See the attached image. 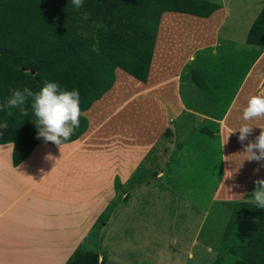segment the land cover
<instances>
[{"label":"crops","instance_id":"obj_1","mask_svg":"<svg viewBox=\"0 0 264 264\" xmlns=\"http://www.w3.org/2000/svg\"><path fill=\"white\" fill-rule=\"evenodd\" d=\"M208 1L218 7L207 17L161 11L146 80L141 82L114 68L110 87L81 111L86 127L77 138L60 146L37 142L15 166L10 159L12 143L0 144V264H64L108 205L112 209L96 232L97 239L109 238L100 234L116 216L125 218V222L129 219L141 224L158 222L148 221L146 215L152 212L141 201V192L145 189L143 196L147 195L146 184L151 181L146 176L164 183L162 191L155 185L150 187L156 192V199L157 192L170 191L168 202L159 207L162 206L169 220L174 217V223L184 224L183 228L177 227L179 232L174 239H187L191 244L198 236L207 207L211 206L210 200L225 204L245 199L255 189L254 181L264 179V161L244 160L243 152L253 139V128L243 143L238 140V130L228 137L230 131L242 125L243 119L238 116L242 117L247 104L244 97L256 93L264 77V49L246 71L220 119L219 113L212 116L198 112L205 110L195 105L199 103L195 101L199 91L184 80V74L180 78L184 65L190 63L196 50L206 49L211 58L219 61L236 46L251 49L244 43L245 33L264 0ZM234 8L247 10L243 44L238 45L229 32L222 31ZM227 47L229 50L224 51ZM200 98L201 102L205 100L203 95ZM210 106L221 109L215 104ZM231 114L238 117L235 125L230 122ZM201 118L218 124L215 137L218 148L215 143L212 149L216 153L215 163L211 154H205L212 152L209 142L191 143ZM166 129L168 138L160 143V135ZM212 169L215 184L211 197L204 201L198 193L200 197L195 201L205 202L206 207L198 212L201 216L191 218L188 212L179 209L187 206L182 203L186 195L175 191L184 188V177L188 182L192 177L193 185L194 177L204 172L210 174ZM199 179L203 182L197 178L198 183ZM163 207L174 211L169 213ZM190 219L198 225L187 233ZM216 252L220 253V249ZM123 256L111 253L106 256V263L137 264ZM156 256L157 262L153 264H177L179 258L174 259V253L168 251ZM191 256L190 248L186 260Z\"/></svg>","mask_w":264,"mask_h":264},{"label":"trees","instance_id":"obj_2","mask_svg":"<svg viewBox=\"0 0 264 264\" xmlns=\"http://www.w3.org/2000/svg\"><path fill=\"white\" fill-rule=\"evenodd\" d=\"M217 7L208 0H83L79 9L72 0H0V103L13 89L28 87L36 92L50 81L62 89L78 90L82 111L110 87L116 67L141 82L146 80L161 11L207 17ZM244 43L251 49L226 54L225 58L236 55L237 60L231 64L224 58H211L206 49L196 50L194 59L180 73L181 78L188 72L189 82L199 92L221 96L217 119L264 49V1L245 33ZM215 65L216 73L206 71ZM230 65L235 68H228ZM247 100L244 97L243 101ZM238 117L231 114L232 125ZM32 119L30 109L27 117L20 114L19 108L0 110V123H8L6 129H0V144L12 143V166L34 144L46 142L38 138ZM245 123L248 121L242 120L241 124ZM85 127L86 119L80 116L79 128L62 143L77 138ZM226 205L229 210L219 238L220 253L215 245V256L209 264H264V208L246 199ZM111 209V205L104 208L83 243L73 249L64 264H101L97 251L90 247L96 244L94 233L105 224Z\"/></svg>","mask_w":264,"mask_h":264},{"label":"rangeland","instance_id":"obj_3","mask_svg":"<svg viewBox=\"0 0 264 264\" xmlns=\"http://www.w3.org/2000/svg\"><path fill=\"white\" fill-rule=\"evenodd\" d=\"M235 10H231L230 15L228 16L226 22L224 23V26L222 27V31L229 34H231L234 37L235 43L243 44V33H244V25L247 23V10H243L241 12L240 9L234 8ZM243 17V18H242ZM245 46V45H243ZM242 47V46H241ZM240 49V47L236 46V49L233 51H237ZM229 48H225L224 51H228ZM222 51V53L224 52ZM229 57L225 58L228 61V64L233 63L237 60L235 57L236 55L228 54ZM224 61V60H223ZM225 63V61H224ZM228 68L233 69L235 68L234 65L228 66ZM216 65L215 68L210 67L206 68V71H209L211 73H216ZM188 72H184V80H188ZM210 82L207 80V83ZM187 83V82H186ZM188 83L190 84L189 80ZM191 86V85H189ZM264 88V77L259 82V85L256 88V93L262 91ZM204 96V101L201 102L203 99L200 98L201 96ZM248 99V97H246ZM216 100V106L220 105V100L222 99L221 96H212L211 93L206 92L204 93H198L197 96H195V101L199 102L195 105L198 107H202V109L205 110H199V113H202L204 115H216L219 113L218 108L211 107V104H215L214 100ZM207 109V110H206ZM216 121H212L209 119V123H207V120L205 118H201L198 120L199 127L195 128V134L193 135V139L191 140V143L197 144L200 142V145L205 141L206 145L209 142V146H212L210 151L212 149H215V143L217 144L216 148H218V142L215 140L216 138V130L218 129V124L215 123ZM249 123H252L253 125V136L257 137L261 131L260 127H264V118H258L251 120ZM260 126V127H259ZM201 130V131H200ZM202 132V134L200 133ZM212 132V133H211ZM161 142L167 140L168 136L167 133H162L160 135ZM201 138V139H198ZM253 139H251L253 141ZM194 140V141H193ZM254 142V141H253ZM193 145V146H194ZM169 148V147H168ZM208 150V149H207ZM205 154H211L212 160L215 157L214 154H216L214 151L210 153ZM216 160H213L212 163H215ZM206 162V161H205ZM207 163V162H206ZM165 166V165H164ZM211 169V168H209ZM214 169L210 171V174H206L204 172V175H200V177H194L193 185H192V177H190V181H187V177H184L185 184H183V189H177L175 191L177 194L186 195L185 201L182 203H185L187 206L182 207L179 209H182L183 211L188 212L190 217L198 218L202 214H199L198 212H201L206 207L205 202L201 201H195L196 198L198 199L200 196H198V193H201L202 198L204 201H206L208 198L211 197L212 194V187L215 184L213 181L215 179V176L213 175ZM137 177H134V182H137ZM151 181H148L146 184L147 187V195L143 196L145 194V189L141 192V201L142 203H145L149 211L152 212L151 215H146L149 220H156L158 222H147L146 224L136 223L133 222L131 219H129V222H125V218L120 219V217H115L114 222H107L105 229L102 231L100 236L109 237L107 239H95L94 242L96 244L91 245V249L96 250L99 256V259H101V264H107L106 263V256L114 253L118 256H127L129 257V262L133 263L134 260L137 264H153L154 262H157V256L159 254L164 253V251H168V253H174V259L179 257L176 261L177 264H209L212 258L215 256L213 255L215 253L214 248L215 245L219 247V238L222 235L223 227L227 221V215L229 206L226 205L228 203L222 204L220 202H216L213 200H210L211 205L209 208L207 207V213L204 214V217L202 218L197 233L198 236L195 235V239H193V242L190 244L188 243L187 239L181 240V239H174V236L177 237L178 235V228H183V223H174V217H172L169 220V217H165L164 213L162 211V206L165 202H168V196H170V191H164V192H157V199L155 196V193L153 190L150 189L152 186H156L158 189L162 191L164 188L163 184L161 182H155L154 179H151V177H147ZM197 178L203 179V182L200 180V183L196 180ZM117 182H115L116 188H117ZM133 183V181H132ZM196 186V187H194ZM194 187V188H193ZM132 188L134 186L132 185ZM253 191V190H252ZM251 191V192H252ZM174 192V193H175ZM251 192H249L246 196V200H252ZM133 192H131L130 195H132ZM198 196V197H197ZM145 199V202H144ZM159 207V205H161ZM208 205V206H209ZM164 211H169V213H172L173 211L170 210V207H163ZM121 220V221H120ZM137 221V220H135ZM145 225V226H144ZM187 228L185 231L187 233H192L194 229L196 228L197 224H194L193 220L190 219V221L187 223ZM97 234L96 232L94 233ZM168 234V235H167ZM95 238V237H94ZM190 240V239H189ZM84 239L80 241L79 245L82 244ZM145 246V247H144ZM139 247L142 249L139 250ZM160 248V249H159ZM191 248V252L193 254V257L186 260V252L188 249ZM167 249V250H166ZM171 249V251H170ZM208 249H211V251H208ZM220 249V247H219ZM155 250H158V253L155 252ZM143 251H145L143 255ZM185 254V256H184ZM140 255V256H139ZM176 255V256H175ZM123 256V257H124ZM136 257V258H134ZM125 258V257H124ZM126 260V259H125ZM125 262V261H124Z\"/></svg>","mask_w":264,"mask_h":264},{"label":"clouds","instance_id":"obj_4","mask_svg":"<svg viewBox=\"0 0 264 264\" xmlns=\"http://www.w3.org/2000/svg\"><path fill=\"white\" fill-rule=\"evenodd\" d=\"M72 4L79 9L83 6V0H72ZM14 108H19L20 114L25 117L29 116L30 109L34 116L32 120L37 128L38 138H43L46 142H52L57 146H60L62 141L69 140L74 131L80 126L79 91L62 89L56 82L45 81L43 86L36 92L28 87H24L23 90H11L10 96L3 103H0V110ZM258 118H264V91L250 95L246 106L242 109V119L244 121ZM7 127V121L0 123V129H6ZM252 127L253 125L248 123L242 124L239 128L230 131L228 137L238 130V140L243 143L251 134ZM260 128L261 131L255 141H249L245 145L243 153L246 156L244 160L264 161V127ZM227 139L223 145L227 142ZM48 158H51V154ZM254 183L256 187L251 192L253 203L255 207L264 208V179H257ZM208 251H211V249H208Z\"/></svg>","mask_w":264,"mask_h":264}]
</instances>
